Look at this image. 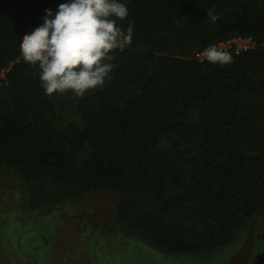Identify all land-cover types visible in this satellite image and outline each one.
<instances>
[{"label":"trees","instance_id":"obj_1","mask_svg":"<svg viewBox=\"0 0 264 264\" xmlns=\"http://www.w3.org/2000/svg\"><path fill=\"white\" fill-rule=\"evenodd\" d=\"M65 2L0 0V168L40 213L108 190L113 231L170 255L229 250L264 217V0H120L132 43L82 98L46 95L20 55ZM237 36L254 45L225 49L233 63L197 57Z\"/></svg>","mask_w":264,"mask_h":264},{"label":"rangeland","instance_id":"obj_2","mask_svg":"<svg viewBox=\"0 0 264 264\" xmlns=\"http://www.w3.org/2000/svg\"><path fill=\"white\" fill-rule=\"evenodd\" d=\"M113 199L108 190L91 192L79 204L40 213L21 182L0 168V264H229L227 250L210 258L170 255L113 231ZM236 247H228V257L240 262L239 243Z\"/></svg>","mask_w":264,"mask_h":264},{"label":"clouds","instance_id":"obj_3","mask_svg":"<svg viewBox=\"0 0 264 264\" xmlns=\"http://www.w3.org/2000/svg\"><path fill=\"white\" fill-rule=\"evenodd\" d=\"M214 13V8L206 10L212 23L219 19ZM128 16V7L120 0H68L58 5L55 14L45 9L43 23L19 40L20 55L38 69L46 95L71 93L82 98L103 88L115 67L113 53L131 45L132 23L126 29L118 23ZM200 57L201 62L221 66L234 62L229 51L214 44L205 47Z\"/></svg>","mask_w":264,"mask_h":264},{"label":"flooded vegetation","instance_id":"obj_4","mask_svg":"<svg viewBox=\"0 0 264 264\" xmlns=\"http://www.w3.org/2000/svg\"><path fill=\"white\" fill-rule=\"evenodd\" d=\"M252 223L249 235L244 234L241 240L236 243H239L241 247L238 252L241 261L239 262V258L235 259V257L230 261V256L228 257L230 250H227L228 252L224 258H228L229 264H264V217L260 216ZM236 244L235 248H237Z\"/></svg>","mask_w":264,"mask_h":264},{"label":"built area","instance_id":"obj_5","mask_svg":"<svg viewBox=\"0 0 264 264\" xmlns=\"http://www.w3.org/2000/svg\"><path fill=\"white\" fill-rule=\"evenodd\" d=\"M216 45L218 47L224 49V50L234 47L236 52H239L243 49H247V48L253 46L254 42L252 41V39L250 37H239V36H237V37H233L227 41L218 42ZM200 53L197 54V57L201 60ZM4 71L1 72L3 74L0 73V79L5 77ZM1 84H2V81L0 80V85Z\"/></svg>","mask_w":264,"mask_h":264}]
</instances>
